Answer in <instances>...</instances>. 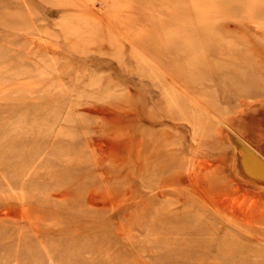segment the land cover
<instances>
[{
	"label": "rangeland",
	"instance_id": "obj_1",
	"mask_svg": "<svg viewBox=\"0 0 264 264\" xmlns=\"http://www.w3.org/2000/svg\"><path fill=\"white\" fill-rule=\"evenodd\" d=\"M141 2L0 0V264H264V16Z\"/></svg>",
	"mask_w": 264,
	"mask_h": 264
},
{
	"label": "bare ground",
	"instance_id": "obj_2",
	"mask_svg": "<svg viewBox=\"0 0 264 264\" xmlns=\"http://www.w3.org/2000/svg\"><path fill=\"white\" fill-rule=\"evenodd\" d=\"M141 1H142L141 3H145L148 0H141ZM168 1L169 0H167V2ZM171 1H173V4H172V6H169V8L172 10V9L175 8V6L177 4H179L178 9L180 10V12L182 14L178 15V16L186 17L187 14H190L192 12L197 14L200 11H202V9L203 10H207L208 9V10H211V11H214V10L216 11L217 10V11L225 12V13H229V12H232V11L235 12V10H234L235 8L234 7H235L236 4L244 5V4H247V2H250L252 0H250V1L249 0H194V2H195L194 7H190L189 9H188V6H186V4H184V0H171ZM254 3L258 4V6L255 7V9L253 11L254 15L255 16L256 15L264 16V0H254ZM164 5L165 4H163L161 6V8ZM201 21L202 20H199L197 22V25L199 26L198 29L203 30L202 32H204L206 30H212L211 26L208 23L201 22ZM185 22L188 23L187 21H185ZM155 35L156 34H154V36H153L154 39H155ZM208 40L210 42L212 41V39H208V38H204L203 39V41H204L203 45L205 47L204 49H205L206 54H207L206 58L204 60H202L201 58L197 59L196 58L197 56L195 55L196 51H193L191 53V60H192L191 66H198V65H201V64H205V66H207L208 68L210 67V68H212L214 70L215 76L219 80H222V82H224L225 80L234 78V79H236V82L240 81V83H243V79H245L246 72L244 73V69L242 68V64L238 63L237 65H232L225 72H222L220 69L223 68V67H226L227 66L226 63H228V62L222 61V62H225V63L221 64L222 62H220L216 58V56L212 57L213 54L216 55L219 51H218V49L213 48V46L208 42ZM241 56H243V55H241ZM182 232L184 234H187V235H190V233H191V232H189V230H185V229L182 230ZM100 248H102V246ZM168 263L173 264L175 262L173 260L172 261H165V264H168Z\"/></svg>",
	"mask_w": 264,
	"mask_h": 264
}]
</instances>
